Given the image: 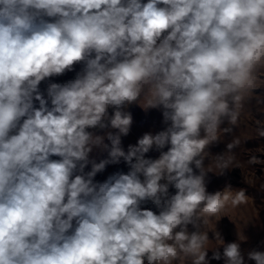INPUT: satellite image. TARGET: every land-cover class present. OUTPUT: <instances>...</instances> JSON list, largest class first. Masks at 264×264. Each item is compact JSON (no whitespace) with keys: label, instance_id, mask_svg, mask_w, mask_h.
<instances>
[{"label":"clouds","instance_id":"9594fccd","mask_svg":"<svg viewBox=\"0 0 264 264\" xmlns=\"http://www.w3.org/2000/svg\"><path fill=\"white\" fill-rule=\"evenodd\" d=\"M261 83L264 0H0V264H208L200 222L219 221L233 189L207 191L205 149ZM134 103L162 109L167 127L125 152ZM106 128L110 145L94 131ZM154 146L167 151L146 158ZM93 147L107 158L90 161ZM121 160L127 173L94 181ZM214 236L225 264H245L239 243Z\"/></svg>","mask_w":264,"mask_h":264},{"label":"crops","instance_id":"0c3cea01","mask_svg":"<svg viewBox=\"0 0 264 264\" xmlns=\"http://www.w3.org/2000/svg\"><path fill=\"white\" fill-rule=\"evenodd\" d=\"M146 2V0H145ZM80 64L75 65L74 70L66 72L64 75L51 77L40 84L41 92L45 93L49 83H65L74 79L76 73L81 71ZM262 101L257 103V101ZM138 104L143 103V97L137 101ZM138 104L134 103L126 109L132 115V124L129 133L121 136V147L125 152L129 145H136L138 139L144 134L156 133L164 130L167 125L163 121L162 109L144 110ZM38 106V102H37ZM111 109L109 112L111 114ZM221 129L231 127L225 120L221 124ZM95 134L105 136V143L110 145V141L106 139V133L111 131L117 132L116 129L106 128L103 130H94ZM264 131V83H261L260 89L251 100L244 103L239 111L238 122L231 133H219V139L213 142L205 149L209 153L205 158V169H211L205 176L206 189L209 193L222 191L226 186L233 189L229 193V199L225 208L219 213L220 220L216 217L208 219L207 223L200 222V231L208 232L209 242L205 248L208 250V264H225L223 259V246L218 240H215L214 231H218L224 241V244L237 242L240 244L241 253L244 256L245 264H255L254 261L248 259V252L256 250L264 252V137L259 133ZM203 135V133H202ZM234 139H239L238 147L227 152V144ZM160 151H167V147L163 150H157L155 146L146 154V158L156 159L160 155ZM234 155L235 159L229 169L223 174H219V169L215 167L214 156L224 154ZM108 156L107 151L100 147H93L89 154L90 161L100 162ZM256 157V163H249L250 158ZM55 158V157H54ZM91 170V163L85 168V172ZM129 171L126 163L121 160L119 164H109L105 170L98 173L94 181L103 182L107 176L114 172ZM194 171L199 174L198 170ZM171 194H175V189L169 186ZM245 190L243 199L237 197L239 190ZM189 232L193 231L191 225L188 226ZM219 251L221 259H213V253ZM173 264H182L180 260L174 261ZM190 264V261L188 262Z\"/></svg>","mask_w":264,"mask_h":264},{"label":"built area","instance_id":"2783aa9c","mask_svg":"<svg viewBox=\"0 0 264 264\" xmlns=\"http://www.w3.org/2000/svg\"><path fill=\"white\" fill-rule=\"evenodd\" d=\"M115 173V172H114ZM113 174V173H112ZM111 175V174H110ZM109 175V176H110ZM108 178V176L105 178V180ZM141 179H143L142 177H141ZM104 180V181H105ZM169 193L171 194V192H170V188H169ZM141 208H146V209H150V210H152V211H154V212H156L157 214H158V212H159V209H157L156 208V206L151 202V201H147V202H143L142 204H141Z\"/></svg>","mask_w":264,"mask_h":264}]
</instances>
